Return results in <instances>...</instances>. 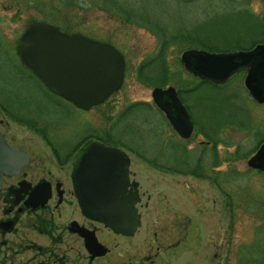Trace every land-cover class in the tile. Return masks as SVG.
I'll use <instances>...</instances> for the list:
<instances>
[{"label":"rangeland","instance_id":"rangeland-1","mask_svg":"<svg viewBox=\"0 0 264 264\" xmlns=\"http://www.w3.org/2000/svg\"><path fill=\"white\" fill-rule=\"evenodd\" d=\"M35 21L111 44L125 58L121 88L84 111L51 93L17 54L21 34ZM262 33L264 0H0V132L31 153L26 170L61 176L48 141L72 146L93 132L130 157L140 194L133 234L92 223L108 250L90 263L67 236L55 260L50 236L37 233L33 217L22 216L16 232L6 236L12 264H264V170L250 166L255 153L247 151L264 136V102L250 96L241 73L219 88L202 83L185 95L188 104L193 96L199 102V127L220 143L212 168L207 146L195 138L183 142L190 167L180 169L165 166L167 158L179 157L168 145L181 139L151 97L153 87L180 85L179 72L190 86L199 81L185 69L184 51L249 48L264 43ZM248 117L246 131L228 125ZM212 122L218 124L213 131ZM73 206L61 210L69 213ZM31 240L45 248L41 255L36 247L26 249Z\"/></svg>","mask_w":264,"mask_h":264},{"label":"water","instance_id":"water-1","mask_svg":"<svg viewBox=\"0 0 264 264\" xmlns=\"http://www.w3.org/2000/svg\"><path fill=\"white\" fill-rule=\"evenodd\" d=\"M22 62L55 93L88 109L103 103L119 90L124 79L123 55L106 42L91 39L82 34H68L51 23L35 21L28 25L17 46ZM262 56V57H261ZM264 44L250 51L209 53L201 50L183 52L185 66L200 77L215 82H225L233 73L247 66L256 57L245 78V86L254 97L264 99ZM174 88L155 87L152 99L166 115L176 132L187 138L191 133L189 120L180 112L177 116L168 111L163 95L173 97ZM120 157H126L120 149L92 142L79 158L75 178L78 203L82 211L92 219L103 222L116 233L131 235L139 224L140 214L130 210L120 200V177L116 165ZM26 161L19 162L16 151L0 133V184L2 174H16ZM249 164L264 170V144L251 157ZM48 195L42 197L41 203ZM130 205V203L128 202ZM91 258L103 256L107 248L98 242L93 231L86 238Z\"/></svg>","mask_w":264,"mask_h":264},{"label":"flooded vegetation","instance_id":"flooded-vegetation-1","mask_svg":"<svg viewBox=\"0 0 264 264\" xmlns=\"http://www.w3.org/2000/svg\"><path fill=\"white\" fill-rule=\"evenodd\" d=\"M23 34H21V36ZM236 40L239 41L240 39L237 38ZM259 44H264V43H257L249 48H244V49L239 48V49H232L230 51L226 49L223 53H229V52H235V51H250ZM238 47H241V46H238ZM190 50H199V49H190ZM201 51H204V50H201ZM214 53H217V52H214ZM17 54L20 59V63L22 67L25 68L29 73H31V75L35 77V79H37L39 83H41V85H43L46 89H48L54 95L58 96L61 100L67 101L83 111L88 110L94 106L100 105V104H97V105L91 106L88 109H84L76 105L73 101L55 93L50 88H48L46 84L42 82L22 62L20 55L18 53V50H17ZM259 59L260 57H256L254 61H251L249 64H247V66H243L242 68H240L238 71L233 73L225 82H222V83L200 77L199 75L195 74L190 69H188L183 63L185 69L189 73H191L195 78H198L199 81L197 83L193 82L195 86H190L188 84V80L182 76V72H179V76H180L179 81L181 82L180 85L174 86V85L168 84L164 87L158 86V88H161L163 90H165L169 86L174 88L173 97L175 98V100H173L168 93L163 95V100L166 103H168V106H169L168 111L172 115L177 116L182 111L184 113V116H186V118L189 120L190 125H191V133L187 138L180 136L176 132V130L173 128L172 124L170 123L169 119L166 117L165 113L159 107H157V105L152 99V102L154 103V106L156 107L157 111H159V113H162L164 120L167 122V124L170 126L173 132L181 139L179 140V142H182L183 144V142L186 143L187 141H191V139L195 138L194 142H196L198 145L207 146V149H209L208 152L211 155V161H210L209 166L212 168L217 165V164H214L215 160L216 162H218L216 156H218L217 151L219 150L218 144L220 142L217 139H214L212 137L211 134L213 133L209 134L207 131L199 127L200 121H197V118H195V111H197V108L199 107V102L197 101V99L195 100V96H193L191 98L192 100H194V103L190 105L186 102L187 99L185 95L189 93H193L195 91L197 92L199 90L198 88L201 87L202 83H207L208 85H211L212 87L219 88L220 86L218 85L225 84L226 82L230 81L233 77L239 75L240 73L245 75L243 79V82L245 85L246 75L248 74L252 64H254V62L256 63L260 61ZM124 61H125V58H124ZM124 76H125V69H124ZM166 81H168V79H166ZM261 82L264 85V77L261 80ZM161 84L164 85L165 82ZM153 89L154 87L152 88V90ZM115 92H113L112 94H114ZM248 93L257 103L264 102V99L261 101L257 97H254L249 91V89H248ZM137 103H140L139 106L140 105L148 106V108L146 109H150L149 104L145 101H140ZM247 120L244 121V119H235L233 121H236V123H230L228 125L236 124L238 127L246 131L249 129L248 124L250 123L251 119L248 117ZM213 124L214 122H212L211 124L212 131L218 128V124H215V125ZM257 133L260 134V131H258ZM2 136L5 142L16 151V157L18 158L19 162L21 161H26V162L20 168L18 173L2 174V181L0 184V264H12L13 263L11 262L9 258H7L6 253H5L6 248L8 249V243H9L8 238L6 236L7 234H13L16 232V225L22 219V216L33 217L35 219L34 229H36L37 233L41 235L50 236V240L52 244L51 254L55 258V260H58L59 258V249L57 246L64 242L66 236H67L66 239L75 240L76 242H78V244L81 245L82 248L85 249L87 253L88 263H90L97 257H102V256H96L94 258H91V253L88 251L86 247V238H87V234L89 236L90 232L93 231L94 236L98 240V237H97L98 229L92 223H100L104 225L105 227L107 226L103 222L92 219L90 216L86 215L82 211L81 207L78 206L79 203L77 202L79 199V194H78V189L76 185L75 173H76V168H77L79 158L84 152V149L86 148L88 144L95 142V141L103 143L105 145L107 144L102 142V140L100 141V139H97L96 137L86 138L88 141H86L85 139H82L83 137L86 136V134H84L82 137H80L78 141H76V143L74 144L75 146L74 145L63 146L59 142L58 143L52 142V144L47 143L49 145L48 147L51 150L52 157L55 160L57 167L63 172V174L61 175L62 177L52 176L49 169L46 174H43L42 176H35L34 172L32 173L26 170V168L32 162L31 153L27 151L26 149H24L22 146H18V147L12 146L10 143L7 142L3 134ZM263 137L264 136H262L261 138ZM261 138H258V140L256 141L257 143L252 148L248 149L247 151L249 152L253 151L252 153H256L258 149L264 144V139H261ZM168 146L170 149H173L179 157L167 158L168 160H165L167 161L165 166L185 169L186 168L185 165L187 164L186 155L189 154L187 152V148L184 146V149H183V145L177 146L174 144L172 146L171 145H168ZM112 147H116V146H112ZM239 147L240 145L238 146V148ZM121 152L126 157H120V160L118 161L116 165V171H117L116 173L121 179L120 180L121 189L119 191L120 192L119 197L121 201H124L125 206L129 208V212H128V217H129L131 214L130 210H134L136 214H140L138 211V207H137V204L140 202V194L138 191L139 183L137 180L133 179L135 173L130 169V164H131L130 157L125 153V151H121ZM232 153H235V150ZM47 195L48 197L46 201L41 203L40 200L42 199V197H45ZM75 201H76V204L75 206H73L74 205L73 202ZM128 202L130 203V205L128 204ZM145 204L147 205V203ZM69 206H73V209L70 210L69 213L62 212L61 209L63 207H66L64 209L68 210ZM51 208L53 212L51 211ZM49 209H50V212H48ZM76 211H77V215H75ZM48 213L52 214V217ZM53 213L55 215H53ZM58 220H62V221L58 222ZM36 224L38 226H36ZM98 242L100 241L98 240ZM100 243L103 244L102 242ZM31 244H32L30 245L31 247L30 248L26 247V249L33 251L35 250L34 247H36L39 255H41V253H43V251L45 250V248L42 245L41 246L38 245L35 241L31 240ZM26 249L24 248V251H27ZM31 261L33 262L35 261V259L32 258L30 259L29 262ZM37 264H40V263H37ZM42 264H44V262Z\"/></svg>","mask_w":264,"mask_h":264},{"label":"trees","instance_id":"trees-1","mask_svg":"<svg viewBox=\"0 0 264 264\" xmlns=\"http://www.w3.org/2000/svg\"><path fill=\"white\" fill-rule=\"evenodd\" d=\"M257 30V29H256ZM258 31H259V26H258ZM258 36H259V34H258ZM261 36H263L264 37V34L262 33V35ZM257 38V37H256ZM140 106H143L144 108H148V106H144V105H140ZM134 108H136V107H129V110L130 109H134ZM18 119H20V117H18ZM24 119V118H23ZM20 120H22V119H20ZM26 120V119H25ZM24 122H26V123H29V122H27V121H24ZM45 135V134H44ZM101 135H98V134H96V133H87L86 134V136L85 137H83L82 139H86V138H92V137H96L97 139H102V140H104V139H106V138H108V137H106V138H101L100 137ZM45 137H46V135H45ZM48 143H50V144H52L50 141H48ZM174 145H177V146H182L183 145V149H184V144H182V142H178V143H176V144H174ZM216 161V160H215ZM187 167L189 168L190 166V164L187 162ZM214 165V164H213ZM188 168L186 169V170H188ZM238 264H241V262L239 261V263Z\"/></svg>","mask_w":264,"mask_h":264}]
</instances>
